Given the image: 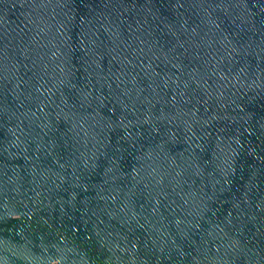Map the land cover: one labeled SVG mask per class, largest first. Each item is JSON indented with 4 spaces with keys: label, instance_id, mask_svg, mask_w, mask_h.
<instances>
[{
    "label": "water",
    "instance_id": "95a60500",
    "mask_svg": "<svg viewBox=\"0 0 264 264\" xmlns=\"http://www.w3.org/2000/svg\"><path fill=\"white\" fill-rule=\"evenodd\" d=\"M0 264H264V0H0Z\"/></svg>",
    "mask_w": 264,
    "mask_h": 264
}]
</instances>
